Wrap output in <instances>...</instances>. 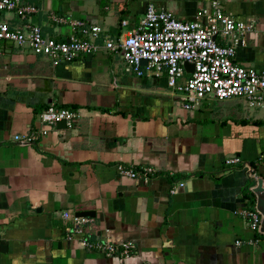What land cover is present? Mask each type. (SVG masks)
<instances>
[{"label":"crops","instance_id":"1","mask_svg":"<svg viewBox=\"0 0 264 264\" xmlns=\"http://www.w3.org/2000/svg\"><path fill=\"white\" fill-rule=\"evenodd\" d=\"M210 1L21 0L37 9L28 21L45 38L77 36L68 21L101 33L95 54L57 66L0 43V264H264V233L242 215L251 209L247 192L256 205L252 166L264 179V104L207 98L185 109L165 75L137 77L103 45L134 30L149 4L188 22ZM219 1L228 16L255 25L235 62L264 71V0ZM0 20L26 22L16 12ZM51 104L77 112L70 128L40 123ZM38 129L47 135L15 140ZM233 157L241 163L227 166ZM117 165L157 175L131 179ZM81 212L94 217L68 238ZM83 240L131 242L133 250L108 258Z\"/></svg>","mask_w":264,"mask_h":264},{"label":"built area","instance_id":"2","mask_svg":"<svg viewBox=\"0 0 264 264\" xmlns=\"http://www.w3.org/2000/svg\"><path fill=\"white\" fill-rule=\"evenodd\" d=\"M4 12H16L26 22L21 27H11L0 20V43L28 48L34 55L49 59L54 66L91 56L99 49L97 40L101 29L98 26L68 21L79 29V34L67 41H54L45 38L40 27L28 21L29 16L37 12L35 7L22 6L21 0H0V14ZM51 21L57 24L66 22L54 15H51ZM254 30L253 22L236 21L225 14L219 0L210 1L197 11L193 21L188 22L149 4L134 30L118 40L106 37L103 45L107 51L119 54L125 66L137 77L165 75L168 89L183 98L185 109H194L207 98L217 101L240 99L254 108L264 104V71L235 62L237 49L246 47L247 36ZM218 37L223 39L222 43L216 40ZM143 61L146 66L142 65ZM184 63L193 65L192 73L185 71ZM77 118L76 111L55 104L49 105L39 115L40 123L47 127L64 123L70 128ZM47 133L45 129H38L28 136H16L15 140L30 143ZM239 163V157L225 161L227 166ZM116 169L119 175L136 180H147L157 175V170L150 166L135 170L117 165ZM251 173L256 178L254 170ZM175 191L176 188L170 192L173 194ZM242 215L249 228L260 233V214L256 210H245ZM68 216L64 215L65 218ZM90 223L88 217H74L68 238L81 234ZM83 244L108 258H127L133 250L131 242L113 244L83 240Z\"/></svg>","mask_w":264,"mask_h":264},{"label":"water","instance_id":"3","mask_svg":"<svg viewBox=\"0 0 264 264\" xmlns=\"http://www.w3.org/2000/svg\"><path fill=\"white\" fill-rule=\"evenodd\" d=\"M142 65L146 66V62L143 61ZM183 66L187 73L193 72L192 64L184 63ZM58 126L64 127V123H60ZM254 181H255V186L253 187L252 192L256 196L255 210L261 216L260 233H264V179L256 177ZM76 216L92 218L94 217V214L92 212H81V213H78Z\"/></svg>","mask_w":264,"mask_h":264},{"label":"trees","instance_id":"4","mask_svg":"<svg viewBox=\"0 0 264 264\" xmlns=\"http://www.w3.org/2000/svg\"><path fill=\"white\" fill-rule=\"evenodd\" d=\"M252 167H253V170H254L255 166H252ZM249 187H251L250 183L246 185L245 191H247ZM245 195H246V198L248 200L249 206L251 208V209H248V210H255L253 196L249 192H247Z\"/></svg>","mask_w":264,"mask_h":264},{"label":"rangeland","instance_id":"5","mask_svg":"<svg viewBox=\"0 0 264 264\" xmlns=\"http://www.w3.org/2000/svg\"><path fill=\"white\" fill-rule=\"evenodd\" d=\"M120 59L122 60L121 56L119 55ZM124 63V62H123ZM124 65V64H123ZM129 77H133V75L131 73L127 74Z\"/></svg>","mask_w":264,"mask_h":264}]
</instances>
